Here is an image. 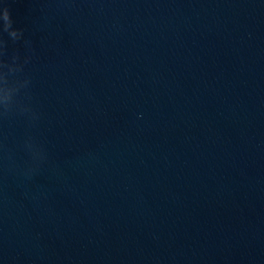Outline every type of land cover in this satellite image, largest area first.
Masks as SVG:
<instances>
[{
  "label": "water",
  "instance_id": "1",
  "mask_svg": "<svg viewBox=\"0 0 264 264\" xmlns=\"http://www.w3.org/2000/svg\"><path fill=\"white\" fill-rule=\"evenodd\" d=\"M0 264H46L10 243L0 239Z\"/></svg>",
  "mask_w": 264,
  "mask_h": 264
},
{
  "label": "clouds",
  "instance_id": "2",
  "mask_svg": "<svg viewBox=\"0 0 264 264\" xmlns=\"http://www.w3.org/2000/svg\"><path fill=\"white\" fill-rule=\"evenodd\" d=\"M4 18L6 20L9 18V12H8L7 8H5V10H4Z\"/></svg>",
  "mask_w": 264,
  "mask_h": 264
}]
</instances>
